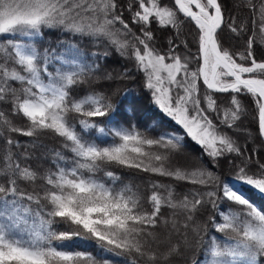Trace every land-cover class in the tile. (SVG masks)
<instances>
[{
    "label": "snow or ice",
    "instance_id": "1",
    "mask_svg": "<svg viewBox=\"0 0 264 264\" xmlns=\"http://www.w3.org/2000/svg\"><path fill=\"white\" fill-rule=\"evenodd\" d=\"M243 6L252 14L251 28L227 16L221 0H172L171 6L163 0H0V104L8 106L0 109V264H114L103 255L75 250V241L123 257L125 264H170L194 244L205 253L193 264H264V209L243 191L247 186L264 194V163L246 155V146L223 130H239L238 122L248 114L243 95L252 99L256 135L264 138V58L254 49L264 46V0H244ZM184 20L196 29V53L187 39L176 42ZM153 24L174 29L165 51L155 46ZM44 29L107 40L144 73L154 103L183 135L160 131L152 137L131 125L113 128V140L104 147L85 139L82 133L92 129L106 134L92 118L114 110L102 93L72 94L99 65L39 49L36 38L43 39ZM225 30L237 36L252 32L243 51L224 46ZM68 49L81 56L75 46ZM54 60L73 67L49 71ZM217 94L230 98L220 101ZM153 130H158L155 124ZM46 132L62 138L71 158L53 150L55 170L41 171L27 161L45 147L40 137ZM15 136L31 138V150ZM185 137L210 161L239 159V164L233 160L235 175L174 166L172 158ZM105 164L173 183L152 180L144 197L112 171L104 173L106 180L98 178ZM174 182L192 187L178 193ZM22 184L31 185V191ZM225 202L228 207L221 210ZM207 208L213 215L201 223L197 214ZM209 225L219 235L205 242ZM160 226L167 232L163 239L154 231Z\"/></svg>",
    "mask_w": 264,
    "mask_h": 264
},
{
    "label": "trees",
    "instance_id": "2",
    "mask_svg": "<svg viewBox=\"0 0 264 264\" xmlns=\"http://www.w3.org/2000/svg\"><path fill=\"white\" fill-rule=\"evenodd\" d=\"M121 4H125L127 0H119ZM164 3L171 6L172 0H163ZM223 7L226 10V15L234 17L237 24L242 22H247L249 28H251L252 14L248 8L243 6L244 0H221ZM129 18V14L125 12V19ZM181 19H183L181 17ZM117 27H120L117 25ZM138 31L137 29H133ZM152 30L155 36V46L161 51H165L168 47V39L174 35V29L172 28H160L159 26L153 24ZM181 35L177 44L181 40L187 39L189 41V48L192 53H196L195 36L196 29L192 22L184 20L183 25L180 29ZM252 35V32L241 33L237 36L234 33H230L227 30L223 33L224 46L231 48L233 51L240 52L244 50L245 42L248 36ZM37 47L41 50L55 49L56 54H63L65 58L80 59L81 62L87 63L88 65H99L98 69L93 71L85 83L76 85L72 94L74 96H82L87 92H97L102 93L108 97L113 105V111L106 117L92 118L93 121L99 127L105 129L106 134H101L97 129H92L87 132H83L85 139L95 140L96 143L100 144L101 147L107 146L112 142L113 137L111 130L117 127H129L135 125L137 129L141 132H147L149 136L155 137L160 131L176 132L177 134L183 135V130L178 126L175 121L159 109L153 101L152 94L150 90L145 87V76L142 71H138L135 67L133 61L119 55L115 48L104 39H96L87 35L73 34L71 32H65L61 30H48L44 29L43 39L36 38ZM68 45H73L75 48L79 49L81 54L77 57L74 50H69ZM255 53L258 58H264V46L254 45ZM180 51L183 53L184 49L181 45ZM107 52L108 55L104 57L94 56L93 53L103 54ZM63 67L65 70L71 69L72 65H66L63 61H53V64L49 67V71H54L55 68ZM195 67V65H192ZM127 71V75H123ZM18 87V85H16ZM220 101L226 102L230 97L227 94H217ZM243 106L248 110V114L242 117L241 121L238 122L239 130H228L224 128V131H228L229 135H233V138L238 141L240 145L246 146V155L250 154L254 158H258L261 163H264V142L262 139L256 135L257 128L256 124L252 119V109L253 103L252 99L248 96L240 97ZM0 109L8 110V106L5 104H0ZM17 122L20 124L26 123L20 118H16ZM215 122V120H214ZM156 125V131L153 130V125ZM78 131L80 128L78 126ZM246 130V131H245ZM247 132L252 133V137L247 136ZM15 139L21 141L22 144L29 145L31 138L24 136H15ZM40 142L45 146L37 150L32 158L27 161L28 164L32 165L34 168H39L41 171L45 169L55 170L53 164L54 152L60 151L66 157L71 158V153L66 149L62 148L63 140L57 137L54 133L46 132L41 135ZM3 147L2 141H0V148ZM255 150V151H253ZM21 152L24 149H20ZM233 160L236 164L240 163L239 159H236L233 155H229L227 158H220L218 161H210V158L203 152L201 146L195 141L191 140L189 137L184 138V143L181 151L174 154L172 158V164L174 166H182L186 168H194L197 166L208 167L213 171L218 172L221 175L227 174L229 176L235 175V169L233 167ZM107 171H112L118 175L123 184H131L134 188H138L140 193L147 197L150 195L149 182L152 180L159 179L162 183H173L169 178H160L153 176L150 173H145L134 168H127L117 164H105L102 165L101 171L97 172L95 175L98 178L106 180L104 173ZM41 182H38V184ZM176 191L178 193H184L188 191L192 186L185 182H174ZM122 184H117V187H122ZM28 191H31V185H21ZM246 196L251 202L260 206L264 209V194L258 192L254 188L245 186L243 188ZM145 207H148L145 204ZM228 207L227 202L221 206V210ZM213 209H201L197 214V220L201 223H206L208 217L213 215ZM165 216H169L168 209H162ZM60 230H64L61 228ZM161 239H163L167 232L163 226L157 227L154 230ZM212 235H219L215 233L211 226L209 225V230L204 239L207 242L208 237ZM189 238H191V233H189ZM177 237H173V240ZM75 245H79L75 247ZM75 250L78 251H89L94 256L98 258L103 255L105 259H110L114 264H125L123 257H116L109 253H101L98 248L93 244H84L80 241L74 242ZM202 253L205 250L199 246L195 245L192 249L184 250L176 254L171 258L170 264H193L194 260L201 258Z\"/></svg>",
    "mask_w": 264,
    "mask_h": 264
},
{
    "label": "water",
    "instance_id": "3",
    "mask_svg": "<svg viewBox=\"0 0 264 264\" xmlns=\"http://www.w3.org/2000/svg\"><path fill=\"white\" fill-rule=\"evenodd\" d=\"M262 139V141L264 142V138H261Z\"/></svg>",
    "mask_w": 264,
    "mask_h": 264
}]
</instances>
